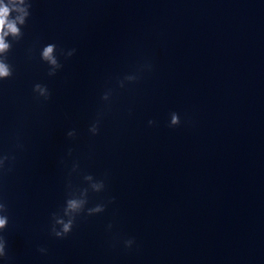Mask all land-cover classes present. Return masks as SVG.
Here are the masks:
<instances>
[{"label": "water", "instance_id": "obj_1", "mask_svg": "<svg viewBox=\"0 0 264 264\" xmlns=\"http://www.w3.org/2000/svg\"><path fill=\"white\" fill-rule=\"evenodd\" d=\"M31 3L0 80V154L16 157L0 177L10 264H264V0ZM128 74L139 79L120 88ZM84 174L105 182L87 207L107 206L56 238L51 213Z\"/></svg>", "mask_w": 264, "mask_h": 264}, {"label": "clouds", "instance_id": "obj_2", "mask_svg": "<svg viewBox=\"0 0 264 264\" xmlns=\"http://www.w3.org/2000/svg\"><path fill=\"white\" fill-rule=\"evenodd\" d=\"M32 7L31 0H0V80H5L13 75V66L8 62V53L12 48V41H19L22 39L24 33L22 26L27 22V18L30 16V9ZM11 37V40L9 39ZM31 51V50H30ZM57 45L55 43L46 44L40 51V58L42 61L49 65L48 75L54 76L58 69L62 68L57 54ZM76 49H70L66 53L63 49L60 50L61 55L65 58L71 57L75 53ZM144 67L151 69V65H145ZM139 79L138 75L128 74L122 79H118V85L120 88L125 87V82H134ZM33 92L36 94V98L39 100L43 98L47 101L51 97V92L46 85L36 83L33 85ZM112 95V89L105 91L101 97L104 101H109ZM103 111L97 113V118L90 124L89 132L92 135L99 133V125ZM149 125L154 124L152 120L148 121ZM180 124L179 114L176 112L170 113L169 127L178 126ZM67 136L70 138L76 137V130L71 129L67 132ZM17 148L22 149L23 145L19 142L16 144ZM72 149L68 150V154L71 155ZM15 155L10 153L0 154V177L6 175L12 171ZM79 170V163L74 162L71 172H77ZM71 172L69 175H71ZM84 181L88 183V187L74 188L71 181L68 183V194L63 206L51 213V226L50 234L56 238L66 237L73 229L76 219L81 213L86 215H94L101 213L105 210V203H97L93 207H87L88 204V192L91 189L93 192H100L105 188V182L103 179H96L92 174H84ZM115 197H112L108 203H112ZM9 208L8 204L0 197V260L4 261V264H10L11 257L7 251V239L3 234L4 230L8 226L9 221ZM112 228L110 223L107 226ZM135 243L134 238H128L123 241L125 248H131ZM41 254H47V248L40 246L37 249Z\"/></svg>", "mask_w": 264, "mask_h": 264}]
</instances>
